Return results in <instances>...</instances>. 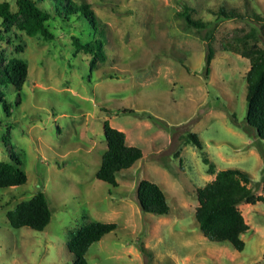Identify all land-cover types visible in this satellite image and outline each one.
Instances as JSON below:
<instances>
[{"label":"rangeland","instance_id":"1","mask_svg":"<svg viewBox=\"0 0 264 264\" xmlns=\"http://www.w3.org/2000/svg\"><path fill=\"white\" fill-rule=\"evenodd\" d=\"M3 1L17 13V0ZM70 1L90 5L97 31L60 16L48 22L49 40L23 30V16L0 18V161L19 160L27 174L25 184L0 189V264H73L67 243L91 220L117 228L92 244L89 264H264L263 202L239 207L250 227L243 251L206 238L195 218L197 190L220 170L241 169L264 193V141L247 120L250 62L242 56L264 47V0ZM53 4L39 0L55 13ZM186 7L208 29L189 27ZM221 8L243 19L218 17ZM74 37L100 40L105 57L78 48ZM14 57L28 65L21 90L1 84ZM106 121L144 154L118 186L96 178ZM190 132L202 149L185 141ZM141 180L162 188L170 214L142 211ZM40 191L52 208L48 227H11L7 212Z\"/></svg>","mask_w":264,"mask_h":264},{"label":"trees","instance_id":"2","mask_svg":"<svg viewBox=\"0 0 264 264\" xmlns=\"http://www.w3.org/2000/svg\"><path fill=\"white\" fill-rule=\"evenodd\" d=\"M46 1V0H41ZM55 13L39 6V0H17L18 11L14 13L9 1L0 2V18L4 23L12 24L23 16L28 23L22 28L29 35L40 34L52 40L54 35L49 30L48 22L51 19L63 16L64 19L84 20L89 23L91 30L97 31L99 20L96 18L89 4L78 3L70 0H51ZM191 8L186 7L181 16L189 27L198 33L208 29V23L202 19H195L191 15ZM218 17L225 19H243L237 11L221 8ZM256 31L249 36L256 37ZM243 37L241 40H246ZM74 44L85 51L101 58L105 57L100 40L82 42L79 37H74ZM242 56L250 62L246 74L247 102L250 112L248 123L256 129L264 141V47L252 45L242 52ZM214 53L207 54V73L210 71ZM28 65L21 58H11L5 67L1 84H12L21 90L27 81ZM107 140V149L102 155V161L96 172V178L113 186H118V175L131 168L143 157V151L127 143L126 133L113 127L109 121L104 124ZM187 143H193L199 149L203 148L202 141L195 133L185 136ZM27 182V174L19 160L11 162L0 161V189L23 185ZM250 178L241 169L231 168L217 172L213 181L197 190L199 206L195 218L204 236L216 242H229L238 250L243 251L246 243L242 236L248 232L249 224L239 207L242 204L264 203V193L249 187ZM264 190V177H263ZM138 201L143 212L163 216L171 212L166 194L162 188L150 181L141 180L137 190ZM11 227H28L37 231L45 230L52 220V208L45 192H38L29 201L19 203L14 209L7 212ZM117 224L91 220L73 233L67 243V248L73 256V264H89L86 254L92 244L99 242L106 234L114 231Z\"/></svg>","mask_w":264,"mask_h":264},{"label":"crops","instance_id":"3","mask_svg":"<svg viewBox=\"0 0 264 264\" xmlns=\"http://www.w3.org/2000/svg\"><path fill=\"white\" fill-rule=\"evenodd\" d=\"M247 59V58H246Z\"/></svg>","mask_w":264,"mask_h":264}]
</instances>
